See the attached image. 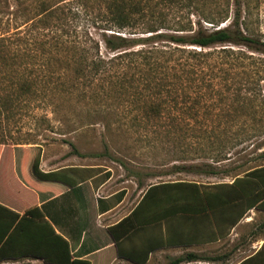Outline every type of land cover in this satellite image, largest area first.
Instances as JSON below:
<instances>
[{
    "label": "trees",
    "instance_id": "obj_1",
    "mask_svg": "<svg viewBox=\"0 0 264 264\" xmlns=\"http://www.w3.org/2000/svg\"><path fill=\"white\" fill-rule=\"evenodd\" d=\"M79 1H84L82 13L71 6L65 10L47 8L24 31L0 34V71L21 68L8 78L7 88L0 87L5 91L0 92V114H7L14 100L27 98L38 85L37 77L46 70L47 81L55 84L56 90L78 92L79 98L106 106L127 105L121 112L130 114L129 126L141 130L151 146L154 142L167 148L169 144L187 146L190 143L183 139L194 137L200 140L192 148L198 157L213 163L225 159L220 150L211 149L210 137L217 135L214 131L220 127L222 113L219 108L216 120L208 116L212 103L207 89L211 82L219 83V77L210 74L213 54H228L224 48H210L221 44L264 47V41L241 31L238 9L229 28L218 26L226 14L207 10L203 6L206 0ZM52 18L56 21L51 23ZM206 23H211V28ZM68 144L70 153L82 156L72 142ZM103 148L102 154L109 155L104 142ZM261 156L264 158V152ZM37 163L35 158L31 164H21L23 179L30 187L53 193L70 189L63 197L76 188L78 180L64 170L42 172ZM53 204L54 199L22 214L0 204V262L39 259L46 264H90L82 258V251H71L69 239L78 234L76 225L64 231ZM114 204L95 200L99 212ZM252 208L264 210V164L230 182L148 184L135 207L105 232L116 243L120 257L144 263L149 251L161 245L199 244L226 237ZM89 223L87 219L86 234ZM141 231L147 249L123 255L119 242L133 240ZM197 258L195 254L184 257ZM239 264H264V242Z\"/></svg>",
    "mask_w": 264,
    "mask_h": 264
},
{
    "label": "rangeland",
    "instance_id": "obj_2",
    "mask_svg": "<svg viewBox=\"0 0 264 264\" xmlns=\"http://www.w3.org/2000/svg\"><path fill=\"white\" fill-rule=\"evenodd\" d=\"M83 2L0 0V34L24 31L47 8L65 10L71 6L82 13L80 6ZM203 6L209 11L226 14L218 26L229 28H232L229 23L238 9L237 22L241 31L260 42L264 41V0H206ZM54 21L56 19L52 18L51 23ZM206 25L209 28L212 26L211 23ZM91 33L98 37L96 30L91 29ZM222 48L228 55L213 54L209 65L210 74L218 76L219 83L213 81L207 89L208 100L212 103L208 116L216 120L214 114L219 108L222 113L220 127L214 131L217 135L210 137L211 149L220 150L225 156L222 161L213 163L207 157H198L192 148H196L194 144L200 140L194 137L183 139L191 144H187L188 148L186 145L173 147L172 144L167 148V145L155 142L151 146L141 130L129 126L127 119L130 114L121 112V108L127 105L112 103L106 106L105 103L79 98L78 92L68 94L56 90L53 88L55 84L47 81L48 72L45 70L37 77L38 85L32 87L35 88L27 98L14 100L7 114H0V141L3 142L0 149L4 147L6 150L2 164L7 163V152L11 153L15 148L18 164H31L36 158L37 164L68 165L62 170L76 178L80 185L77 196L74 193L80 206L77 212L83 211L88 218L80 222L79 217L78 228L89 219V242L108 240L105 229L97 225L102 221L96 214L95 200L98 196L116 192L106 199L105 204L112 205L128 190L129 201L124 205L128 207L139 199V188L147 184L175 180L203 185L230 182L247 170L263 165L264 47L256 45L255 49L241 44H221L210 50L221 51ZM20 70L1 69L0 78L4 80L0 87L7 88L8 78ZM69 141L82 156L70 153ZM103 142L109 155L102 154ZM111 157L122 160L124 164ZM78 164L86 167H74ZM93 175L97 176L90 179ZM99 185H102L100 189ZM82 195L88 200V206ZM263 241L264 210L252 208L238 221L231 236L222 238L217 247L219 252L214 249L208 257L228 256V262L223 259L219 264H237L252 255ZM86 247L76 249L75 254ZM108 252L106 250L93 257L104 256ZM15 261H1L0 264H15Z\"/></svg>",
    "mask_w": 264,
    "mask_h": 264
},
{
    "label": "crops",
    "instance_id": "obj_3",
    "mask_svg": "<svg viewBox=\"0 0 264 264\" xmlns=\"http://www.w3.org/2000/svg\"><path fill=\"white\" fill-rule=\"evenodd\" d=\"M14 147L17 148L18 145H15ZM4 151L6 152L4 147H2L0 150V204L14 210L19 214H22L27 209H30L35 206H41L42 204L54 199V204L51 207L55 210H59L57 214L59 215L58 223L60 224V226H63L62 227L63 230L67 231L68 230L67 228H69L70 225L71 226L76 225L78 231V234L74 236L73 239H69L71 251L74 253L76 249L79 250L81 247L85 245L88 246L82 250V258H86L90 262V264H171V262H174L176 259H182V258L183 259L180 262L173 264H219V262H221L223 259H226L225 260L226 262L229 261L226 258L228 256H224V255H223L224 257L222 256L216 258L208 257L210 256L212 250L214 249H218L216 252H219L220 249L217 247L218 245L220 246V242L222 238L217 239L215 241H211L207 243H199V244L161 245L149 251L148 258L144 263H136L128 259L127 257H120L117 253L118 251H117L116 243L113 242L109 237L108 240L106 241L92 242L90 240L91 242H89V240H87L88 234H86V232L84 231L85 222L82 225H79L80 228H78V223L74 224V222H72L75 220L78 222L79 217H81L80 222H83L84 220L83 218L86 217L85 216L86 214H84L83 211L82 212L79 211V213L77 212V209L80 210L79 200L76 197L77 188L80 185L77 184L75 186L76 188H74L73 191L71 190L72 192L66 197H63L62 194L69 191L70 189L61 193H53L52 191H48V190L41 191V190H37L36 188L30 187V185H28L23 179L21 164H18L16 161L15 148H12L11 153L7 152L9 154L7 163L2 164L3 154L5 153ZM67 167L68 165L66 164H38V168L42 172L59 171ZM74 167L84 168L86 166L78 164V165H74ZM25 173L28 177L30 176V173L28 174L27 171H25ZM97 175H93L92 177H90V179L95 178ZM147 186L148 184L145 185V187L141 186L139 188L140 190L139 199L143 195L144 190ZM101 187L102 185H99L98 189H100ZM74 193H76V196H74ZM114 193L116 192H113L105 196H98V198L103 199L105 204L106 199H108ZM128 193L129 191L126 190L123 196L119 198V201H117L109 209L103 212H99L97 210L96 213L97 217L102 220L100 224H97L98 226L103 227L105 229L107 226L117 223L120 219L125 217L135 207L139 199L135 201L134 204H130V206L128 207L124 206L129 201ZM80 200H82V197ZM62 208L64 210H61ZM163 226L164 225L162 224L161 225L162 233H163ZM235 226L231 228L226 238L231 236V234L235 230ZM144 233L145 232L142 231L139 233H135L136 234L135 239L119 242L121 253L123 255H128V254H132L131 252H137L135 250L145 251L147 249V244L143 243L142 241L143 238L145 237ZM156 233L157 234L159 233V229L156 230ZM87 241L88 243H86ZM87 250H91V251L87 253ZM106 250H109L108 254L100 257H93L95 256V254L104 252ZM188 254H195L198 256V258L184 259V257ZM241 261H238L237 264H239ZM37 262L41 264H46L39 259H24L22 261H15L14 263L33 264Z\"/></svg>",
    "mask_w": 264,
    "mask_h": 264
}]
</instances>
